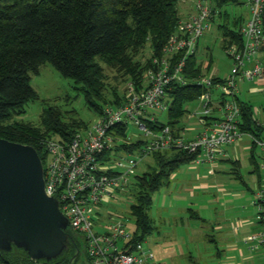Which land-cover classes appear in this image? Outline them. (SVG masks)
Returning a JSON list of instances; mask_svg holds the SVG:
<instances>
[{
  "label": "built area",
  "instance_id": "obj_1",
  "mask_svg": "<svg viewBox=\"0 0 264 264\" xmlns=\"http://www.w3.org/2000/svg\"><path fill=\"white\" fill-rule=\"evenodd\" d=\"M244 1L249 16L240 28L242 42L226 48L233 61L227 77L214 74L189 80L184 74L187 59L196 53L201 35L220 14L211 0H199L197 11L179 22L162 54L153 58L141 86L130 80L121 103L106 104L90 126L77 129L69 139H43L45 190L58 198L71 233L80 237L86 249L88 264H151L154 260L152 249L143 241L134 242V234L127 231L123 220L108 223L103 231L94 226L101 201L126 187L128 176L141 159L158 150H183L193 153L197 164H212L229 158L226 146L245 135L251 147L259 151L253 205L260 226L245 241L251 249L264 251V106L252 107L254 130L246 129L243 100L238 96L243 81L257 83L264 95V0ZM188 82L203 88L199 97L203 130L191 138L169 124L155 127L160 120L156 111H168L171 104V86ZM129 124L142 134L138 147L123 146L133 142L128 137ZM122 129L125 134H121ZM120 150L131 155L115 160Z\"/></svg>",
  "mask_w": 264,
  "mask_h": 264
},
{
  "label": "trees",
  "instance_id": "obj_2",
  "mask_svg": "<svg viewBox=\"0 0 264 264\" xmlns=\"http://www.w3.org/2000/svg\"><path fill=\"white\" fill-rule=\"evenodd\" d=\"M178 1L0 0V136L33 145L44 161L42 142L48 135L45 136L41 128L47 126L66 139L77 128L62 124L61 113L55 108L46 110L43 126L12 120L14 114L24 112L26 103L37 96L30 83L31 73L37 72L42 63L51 62L64 76L81 83L80 89L88 103L101 112L105 78L104 66L98 58L117 71H123L141 86L153 58L162 54L164 45L177 31L181 18ZM216 1L218 6L223 4L222 0ZM241 26L225 30V49L231 43L242 42ZM147 43L151 44L152 54L148 63L141 65L135 57ZM199 72L194 54L187 59L184 74L193 80ZM202 91L201 85L195 82L174 83L169 89L172 100L168 119L166 122L159 120L155 127L166 124L174 127L186 111L184 104L197 98ZM117 100L108 103L123 101L120 97ZM242 105L245 128L254 130L253 105L246 101ZM121 131L125 134L123 129ZM141 143L139 139L123 146L134 148ZM153 154L156 166L136 175V201L131 205L136 222L134 242L143 241L153 230L149 208L154 190L166 183L182 163L193 162L195 158L193 153L183 150H158ZM233 162L239 163L238 160ZM255 166L257 170L256 163ZM72 235L78 245L84 247L80 237ZM74 253L75 245L70 242L59 257L34 260L24 249L14 246L10 251L0 250V264H71L76 260Z\"/></svg>",
  "mask_w": 264,
  "mask_h": 264
},
{
  "label": "rangeland",
  "instance_id": "obj_3",
  "mask_svg": "<svg viewBox=\"0 0 264 264\" xmlns=\"http://www.w3.org/2000/svg\"><path fill=\"white\" fill-rule=\"evenodd\" d=\"M198 1H178L180 21L197 11ZM211 3L215 7L219 5L216 0ZM222 3L216 7L220 14L211 20L209 27L199 39L195 54L201 73L195 75L196 79L214 74L225 78L230 72L233 61L225 49L224 32L227 29H238L249 16V7L244 0H222ZM151 54V44L147 43L135 59L141 61V65H145ZM98 61L104 66L102 96L104 107L108 102H118L119 97L120 101L125 98L130 78L123 71H117L101 59L98 58ZM30 83L37 96L26 103L24 112L13 115L14 121L43 126L46 110L55 108L61 113L62 124L65 123L68 128L84 130L100 113L88 103L84 91L80 89L81 83L64 76L49 61L42 63L37 72L31 73ZM240 83L238 96L250 101L254 107L262 108L264 95L261 91L252 88L257 86V83L252 81ZM218 92L220 93L221 90L219 89L217 94ZM117 94L118 97H116ZM198 97L184 104L188 111L186 109L185 116L179 123L185 125L189 136L203 130V125L197 121V117L203 110ZM102 101H100L101 104ZM189 113L193 114L192 117H188ZM156 114L161 121H167V109L161 112L156 111ZM128 126L130 140L140 139L142 136L140 130L132 124ZM41 129L45 136L48 135L47 137L59 135L47 126ZM248 140L249 137L245 135L241 141L227 145L229 153L227 159L212 164L192 162L182 165L175 179L171 178L169 182L154 190L149 213L159 230L155 228L145 236L143 242L146 247L151 246L157 255V258L154 257L155 264H264L263 248L251 249L249 243L245 241L248 233L260 227L255 218L256 207L251 203L255 197L254 192L258 188L259 172L255 169V159H251L253 154L247 145ZM253 153L256 161L259 162V151L255 149ZM130 155L131 153L120 150L116 152L114 158L118 160L120 156ZM229 159L239 160L238 165ZM155 166L154 154L145 156L128 176L126 187L116 189L112 196L101 201L97 207L100 216L96 220V230L102 231L107 228L108 223L123 220L127 231L134 234L136 222L131 213V205L136 201V175L151 170ZM166 207H169L171 211V219L163 217ZM242 217L253 222L256 220V223L235 232L234 226ZM181 220H184L182 228L184 227L183 234H186L185 241L182 237L174 239L173 235L162 230L163 225L175 228L176 222ZM193 225H195L196 233L190 237ZM158 233H160L161 242L155 244ZM84 250L86 252L85 247ZM80 263V260L76 258L71 264Z\"/></svg>",
  "mask_w": 264,
  "mask_h": 264
},
{
  "label": "water",
  "instance_id": "obj_4",
  "mask_svg": "<svg viewBox=\"0 0 264 264\" xmlns=\"http://www.w3.org/2000/svg\"><path fill=\"white\" fill-rule=\"evenodd\" d=\"M69 226L58 198L45 190L38 150L0 136V250L16 246L34 260H52L74 241Z\"/></svg>",
  "mask_w": 264,
  "mask_h": 264
},
{
  "label": "crops",
  "instance_id": "obj_5",
  "mask_svg": "<svg viewBox=\"0 0 264 264\" xmlns=\"http://www.w3.org/2000/svg\"><path fill=\"white\" fill-rule=\"evenodd\" d=\"M180 13V12H179ZM243 83V82H242ZM241 84V83H240ZM240 86V85H239ZM253 88V90H258L259 91V85L257 84V86L255 85V86H253L252 87ZM240 90V89H239ZM252 90V89H251ZM240 92V91H239ZM196 99V98H195ZM198 99H199V97H198ZM200 100V99H199ZM243 101H246V102H249V103H251L250 101H248V100H245V99H242ZM252 104V103H251ZM187 109V108H186ZM187 111H188V109H187ZM192 113H189V115H188V117H192ZM185 116V114L183 115V117ZM182 117V118H183ZM182 118L177 122V123H175V125H174V128L179 132V133H181L184 137H187V138H191V137H193V136H195L198 132H196L195 134L193 133L191 136H189V135H187V131L185 130L186 129V127H185V125H180L179 123H180V121L182 120ZM168 119V118H167ZM197 121H198V123L200 124V125H202V123H201V121H200V116L199 117H197ZM249 141V140H248ZM249 147H250V150L252 151V156H251V159L252 160H254L255 159V163L257 164V161H256V158H255V156H254V153H253V151L255 150L253 147H251V144L248 142V144H247ZM227 159V158H226ZM229 160H231V161H233L232 159H229ZM238 162H239V160H238ZM187 163H192V162H187ZM187 163H182L172 174H171V176H170V178H169V180L171 179V178H173V179H175L176 177H177V175H178V170L180 169V167L182 166V165H184V164H187ZM169 180L167 181V182H169ZM166 182V183H167ZM152 198H153V196H152ZM152 202H153V200H152ZM251 203H253V199H252V201H251ZM152 205V204H151ZM167 206V205H166ZM150 208H151V206H150ZM150 208H149V210H150ZM170 209H169V207H166V210H165V212H164V218H169L170 217V219H171V216H170ZM166 214V215H165ZM149 215H150V213H149ZM100 216V213H98L97 214V216L96 217H94V226L96 225V220H97V218ZM168 216V217H167ZM150 218H151V220H152V224H153V230L152 231H154L155 230V228H156V230H159V229H157L158 227L156 226V224L154 225V223H153V219H152V217H151V215H150ZM255 218H256V216H255ZM171 221V220H170ZM179 223H181V224H179ZM252 223H256V220H255V222H253V221H251L250 219H248V218H244V217H242L241 219H239V221L237 222V225H235V224H233V225H235L234 226V231L236 232V231H238L239 229H241V228H243V229H246L247 228V226H250V225H252ZM183 224H184V220H181V221H178V222H176V226H175V228H172L171 226H166V225H163L162 226V230H165V232H169V234H171V236L173 235V237H174V239L176 238V239H179L180 237H182V239H183V241H185V239H186V234H183L184 232H183V230H184V227L182 228V226H183ZM108 225V224H107ZM194 226L195 225H193L192 226V230H191V232H192V235H190V237H193L194 235H195V233H196V228H194ZM106 229V228H105ZM104 229V230H105ZM161 229V228H160ZM98 231V230H97ZM103 231V230H102ZM151 231V232H152ZM150 232V233H151ZM159 232V231H158ZM191 232H190V234H191ZM250 233H252V232H250ZM250 233H248V235L250 234ZM247 235V236H248ZM246 236V237H247ZM246 237H245V239H246ZM160 233H158V236H156V240H155V244H159L161 241H160ZM149 248H151L152 249V251H153V248L151 247V246H149ZM154 252V251H153ZM154 254H155V252H154ZM155 256H156V258H157V255L155 254ZM155 259L152 261V263L151 264H155Z\"/></svg>",
  "mask_w": 264,
  "mask_h": 264
},
{
  "label": "flooded vegetation",
  "instance_id": "obj_6",
  "mask_svg": "<svg viewBox=\"0 0 264 264\" xmlns=\"http://www.w3.org/2000/svg\"><path fill=\"white\" fill-rule=\"evenodd\" d=\"M73 245H75V253L74 256L80 260V264H88V257L86 255V252L84 250V247L81 245H78V243L75 241L72 242Z\"/></svg>",
  "mask_w": 264,
  "mask_h": 264
}]
</instances>
